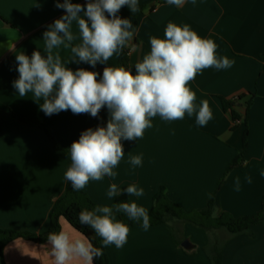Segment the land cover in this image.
I'll return each mask as SVG.
<instances>
[{
	"label": "crops",
	"instance_id": "0c3cea01",
	"mask_svg": "<svg viewBox=\"0 0 264 264\" xmlns=\"http://www.w3.org/2000/svg\"><path fill=\"white\" fill-rule=\"evenodd\" d=\"M71 2L84 4L86 0ZM55 5L56 0H0V229L38 236L50 227V216L65 192V172L71 164L53 146L44 128L68 150L84 130L106 126L109 119L106 107L95 118L71 110L47 116L31 93L20 97L13 87L19 77L15 53L30 57L39 50L45 55L43 33L65 14ZM138 5L136 13L127 6L118 13L131 19L136 32L108 65L98 62L93 68L81 62L67 67L102 76L106 66H122L120 56L128 51V65L122 67L134 72L135 64L150 51L149 37L164 38L169 22L188 25L199 36L212 39L217 57L234 63L228 69H204L189 84L196 93L197 108L202 100L209 103L213 116L206 126L197 125L195 113L176 121L152 118V127L142 138L122 141L124 157L113 169L115 179L90 180L82 191L95 206H112L115 197H107L110 184L121 189L135 184L144 195L131 196L129 202L143 206L149 215L162 188L170 201L186 211L204 209L216 192L215 218L224 214L258 216L264 201V176L260 174L264 171V0H185L180 7L168 5L166 0H138ZM72 30L76 31L75 25ZM54 51L59 52L62 62L71 58L70 48L63 45ZM251 96L254 99L246 125V102ZM222 100L232 102L242 120H234ZM246 130L244 162L221 183L242 150ZM136 155H142V164L133 167L129 161ZM246 175L252 177L251 184L245 182ZM237 177L239 191L234 190ZM115 216L129 226V233L122 248H105L110 264H212L209 249L215 240L223 243L222 264H264V223L252 226L250 233L231 236L226 230L208 233L177 221L150 225L145 230ZM59 223L61 231L71 238L85 237L65 218L60 217ZM4 262L53 264V258L48 241L17 238L6 245Z\"/></svg>",
	"mask_w": 264,
	"mask_h": 264
},
{
	"label": "clouds",
	"instance_id": "9594fccd",
	"mask_svg": "<svg viewBox=\"0 0 264 264\" xmlns=\"http://www.w3.org/2000/svg\"><path fill=\"white\" fill-rule=\"evenodd\" d=\"M184 2L166 0L177 7ZM55 6L65 14L43 33L45 55L39 50L30 57L15 53L19 77L13 87L20 97L31 93L47 116L71 110L73 114L87 113L95 118L102 108L108 109L106 126L84 130L68 149L71 164L65 179L73 190H82L90 180L100 181L105 176L115 179L113 169L124 157L122 141L142 138L145 130L152 127V118L176 121L195 113L201 127L212 119L208 101L202 100L197 108L196 93L189 87L204 69H228L234 63L227 57H217V45L212 39L199 36L188 25L169 22L164 38L149 37L150 51L135 64L134 72L122 66H106L102 76L84 68L74 71L67 67L69 63L83 62L93 68L98 62L108 65L133 40L136 29L131 19L121 18L118 13L125 6L131 13L138 12V0H86L84 4L56 0ZM61 45L70 48L67 62H62L59 52L54 51ZM8 47L14 49L11 42ZM129 162L133 167L140 166L142 155L131 156ZM260 174L264 176V171ZM245 182L251 184L252 177L246 175ZM240 187L237 177L234 190ZM125 192L129 197L144 195V190L135 184L122 191L112 183L107 197L113 199ZM116 213L141 222L145 230L150 227L148 210L136 202L121 201L82 210L78 219L101 238L103 248L114 245L120 249L127 243L129 226L116 219ZM47 241L53 264H94L103 256L102 248L95 247L87 237L73 239L59 231L50 232Z\"/></svg>",
	"mask_w": 264,
	"mask_h": 264
},
{
	"label": "trees",
	"instance_id": "16d2710c",
	"mask_svg": "<svg viewBox=\"0 0 264 264\" xmlns=\"http://www.w3.org/2000/svg\"><path fill=\"white\" fill-rule=\"evenodd\" d=\"M120 64L122 66L128 65V51H124L120 56ZM244 99V98H243ZM253 96L249 98L246 102L247 115L245 118L246 125L249 118V109L253 104ZM225 110H229L232 113L234 120H242L241 116L235 112L233 109L234 104L226 100H222ZM48 133L50 141L53 146L63 153L66 157H69L68 150L63 148L54 137L52 131L48 128H44ZM248 146V130L244 133L243 138V147L238 156L233 160L229 165L226 173L224 174L221 183L227 177V175L238 165L242 164L245 159V154ZM219 184L218 188L220 187ZM126 187L122 188L125 189ZM126 201L129 202V196L127 193H123L120 196L115 197L113 205L115 203ZM112 205V206H113ZM90 199L82 190L75 191L73 190L71 183L67 181L66 189L62 197H60L54 204L50 216V227L48 231L42 235H33L29 233H20L14 231H6L0 229V264H5L4 262V249L8 243L17 239V238H26L35 242H46L47 236L50 232H59L61 231L59 219L63 217L66 221L79 233L87 237L95 247H101L103 251V256L96 259L94 264H110L108 256L106 254L105 248L102 247V241L99 236L88 226L80 223L78 219V214L82 210H92L96 208ZM216 209V192L209 198L208 203L204 209L186 211L181 208L178 204L170 201L164 194V189L154 197V208L150 216V225H157L162 223H169L171 221H177L183 224H190L197 228L204 229L208 233H215L219 230H226L231 236H236L240 234L250 233V228L255 225L264 223V201L262 211L258 216L250 217H241L234 218L230 215H222L215 218L213 216ZM115 215L119 216L126 222L136 223L141 225V222H136L129 220L124 213H116ZM222 250L223 243L215 240L210 245L209 255L212 261V264H222Z\"/></svg>",
	"mask_w": 264,
	"mask_h": 264
}]
</instances>
